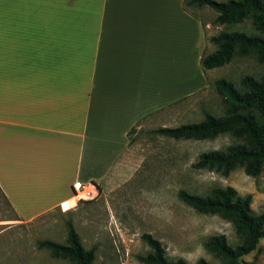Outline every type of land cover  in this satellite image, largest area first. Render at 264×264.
<instances>
[{"label": "crops", "instance_id": "1", "mask_svg": "<svg viewBox=\"0 0 264 264\" xmlns=\"http://www.w3.org/2000/svg\"><path fill=\"white\" fill-rule=\"evenodd\" d=\"M202 49L183 0H0V193L16 216L108 184L147 96L182 92ZM154 58L166 69L147 76Z\"/></svg>", "mask_w": 264, "mask_h": 264}, {"label": "rangeland", "instance_id": "2", "mask_svg": "<svg viewBox=\"0 0 264 264\" xmlns=\"http://www.w3.org/2000/svg\"><path fill=\"white\" fill-rule=\"evenodd\" d=\"M185 8L200 18L202 53L214 49L208 37L220 30L264 36L252 27L249 18L217 24L208 7ZM191 60L185 59L182 92L165 98L160 95L155 102L147 96V116L128 131L127 147L110 174L111 181L106 185L96 182L99 192L94 199L22 220L0 193V264H69L37 246L42 239L64 243L67 220L82 247L93 249L91 264H144L137 258L149 252L140 237L143 233L160 242L169 260L182 258L185 264H264V240L252 246L253 231L260 226L255 216L264 212V165L255 177L245 175L241 168L227 175L195 169L192 163L198 153L239 140L227 132L201 140H175L152 132L158 127L197 122L204 112L221 115L224 102L213 80L223 77L238 87L242 75L258 78L264 62L258 63L252 54L234 56L219 67L202 71ZM167 61L172 63L168 65L171 71H179L180 59L177 65L175 59ZM162 67V59H147V76L166 69ZM226 186L232 187L235 195L222 192ZM179 190L216 194L223 200V211L200 213L179 199ZM246 194L250 198L245 206Z\"/></svg>", "mask_w": 264, "mask_h": 264}, {"label": "trees", "instance_id": "3", "mask_svg": "<svg viewBox=\"0 0 264 264\" xmlns=\"http://www.w3.org/2000/svg\"><path fill=\"white\" fill-rule=\"evenodd\" d=\"M186 5L208 7L214 12L213 22L217 24L239 23L249 18L252 27L257 32L264 33V0H183L184 8ZM208 40L214 45V49L201 54L199 66L202 71L219 67L234 56L252 54L258 63L264 62L263 35L220 30L209 36ZM238 84L236 87L223 77L213 80L214 89L224 102L221 115L215 116L204 112L202 119L197 122L181 123L174 127H158L152 132L175 140H201L227 132L239 141L221 149L198 153L192 167L214 171L221 175H227L235 168H241L245 175L257 176L264 165V70L258 78L248 74L242 75ZM222 192L235 195V190L230 186H226ZM178 197L200 213L219 214L223 211V200L216 194L198 195L179 190ZM249 198V194L243 198L245 206ZM255 220L260 226L253 231L252 246L259 240H264V212L255 216ZM140 237L149 248L148 253L137 257L140 262L185 264L182 258L169 260L160 242L149 233H143ZM37 246L47 249L53 258L66 259L69 264H91L94 257L92 248L82 247L78 234L69 220L66 221L64 243L42 239L37 241Z\"/></svg>", "mask_w": 264, "mask_h": 264}, {"label": "built area", "instance_id": "4", "mask_svg": "<svg viewBox=\"0 0 264 264\" xmlns=\"http://www.w3.org/2000/svg\"><path fill=\"white\" fill-rule=\"evenodd\" d=\"M97 183L93 180L76 182L72 185L71 196L59 206L62 209L74 208L82 200H92L98 195Z\"/></svg>", "mask_w": 264, "mask_h": 264}]
</instances>
